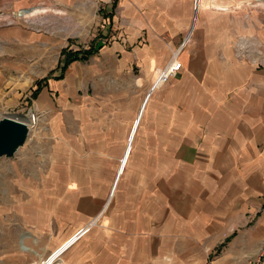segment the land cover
I'll return each instance as SVG.
<instances>
[{"label": "rangeland", "instance_id": "rangeland-1", "mask_svg": "<svg viewBox=\"0 0 264 264\" xmlns=\"http://www.w3.org/2000/svg\"><path fill=\"white\" fill-rule=\"evenodd\" d=\"M115 2L100 9L96 0H88L86 9H70L63 14L43 9L30 17L25 14L29 9L0 8V119L10 117L31 126L25 145L13 157L0 159V264H63L64 252L49 260L76 237L80 228L92 224L106 231L118 225L110 213L116 201L123 200L111 197V189L118 177L117 192L120 190L129 157L134 160L130 153L138 144L137 135L130 151L120 155L146 99L150 101L147 109H152L149 92L173 57L186 64L183 73L154 92L167 85L174 87L171 96L181 112L188 103L201 101L189 96L188 87L195 82H185L187 75L197 77L203 70L210 81H215L227 69H264V0H201L200 9L192 0L191 14L184 12L183 5L175 4L169 8L171 16L180 22L186 19V28L161 30L157 15L156 27L140 31L139 36L122 27L120 10L116 13L120 0L114 9ZM110 13L113 20L107 17ZM150 16L143 13L146 21ZM15 27L42 34L41 40L47 43L19 45L10 37ZM119 43L122 50L114 51L113 45ZM91 47L97 50L94 55L74 62L64 78L57 79L65 60L63 51L81 52ZM112 51L114 61L110 59ZM121 63L127 69H122ZM224 65L225 69L220 68ZM72 70L78 73L77 88L69 82ZM38 82L42 91L33 99ZM142 118L143 123L147 115ZM140 132L146 130L141 126ZM90 150L95 152L89 157ZM93 163L95 169L88 166ZM89 168L94 171L89 173ZM135 174L130 167L122 179L132 182ZM79 180H93V188L76 190ZM170 228L175 237H140L154 247V263H244L230 246L232 240L223 245L225 238L213 246L210 239L202 237L199 225L184 221L173 222ZM64 237L69 239L62 244ZM97 241L104 243L105 238L87 239L92 246ZM104 255L97 256L102 263ZM134 255L129 254L132 264L137 263ZM145 259L149 263L148 253Z\"/></svg>", "mask_w": 264, "mask_h": 264}, {"label": "crops", "instance_id": "crops-1", "mask_svg": "<svg viewBox=\"0 0 264 264\" xmlns=\"http://www.w3.org/2000/svg\"><path fill=\"white\" fill-rule=\"evenodd\" d=\"M175 4L183 5L184 12L191 14L192 0L183 3L181 0H120L116 13L120 10L122 27L135 31L136 36L144 29L156 27L157 15L161 30H182L187 27V20L180 22L169 11ZM196 5L199 8L201 0H196ZM8 6L29 9L25 14L30 17L41 14L43 9L62 14L70 9H86L88 0H0V8ZM145 11L151 15L149 21L143 18ZM10 33L19 45L47 43L41 40L42 34L26 33L19 27L12 28ZM122 47L120 43L113 45L114 51H121ZM114 51L110 55L113 61ZM181 62L183 73L186 64L182 59ZM121 67L127 69L122 63ZM200 72L197 77L183 78L185 82L194 79L195 84L188 87L189 96L201 101L188 103L182 112L171 96L175 94L172 86L150 90L152 109H147L148 99L143 102L129 135L131 140L127 139L120 155L123 157L126 150L130 151L137 135L138 144L130 153L134 160L130 161L129 157L123 175L130 167L136 174L132 182L123 181L126 175H122L118 192L117 177L110 192L111 197L123 200V203L116 201L111 208L110 218L118 225L107 227L106 231L97 230L92 224L80 228L78 231L89 228L85 238L78 241L76 236L49 262L64 252L63 264H132L129 254L135 253L136 264H157L151 258L154 247L140 237H175L170 227L178 221L199 225L202 237L210 239L213 246L234 235L228 244L236 249L230 250H235L239 260L242 258L243 264L259 260L264 249V69L232 72L227 69L215 81H210L206 71ZM68 75L70 84L77 88L78 73L72 70ZM198 79L202 84H198ZM210 82L217 84L209 86ZM209 88L214 91L210 92ZM144 114L147 120L142 123ZM141 126L146 132L138 133ZM93 152L89 151V157ZM88 166L95 169L94 163ZM93 171L89 168L88 172ZM92 182L76 181V190L91 189ZM93 236L104 237L105 242L97 241L92 246L87 239ZM68 239L62 238L60 243ZM157 250L158 255L160 249ZM146 253L149 263H145ZM98 254H105L103 263Z\"/></svg>", "mask_w": 264, "mask_h": 264}, {"label": "water", "instance_id": "water-1", "mask_svg": "<svg viewBox=\"0 0 264 264\" xmlns=\"http://www.w3.org/2000/svg\"><path fill=\"white\" fill-rule=\"evenodd\" d=\"M31 126L10 117L0 119V159L11 158L23 147Z\"/></svg>", "mask_w": 264, "mask_h": 264}, {"label": "built area", "instance_id": "built-area-1", "mask_svg": "<svg viewBox=\"0 0 264 264\" xmlns=\"http://www.w3.org/2000/svg\"><path fill=\"white\" fill-rule=\"evenodd\" d=\"M114 0H96V4L100 9H106L108 5ZM183 69V63L180 62L177 56L173 57L171 61L160 71L157 79L154 82L153 91L169 82L170 79L175 78ZM86 231L81 230L76 234L80 238ZM248 264H264V249L261 252L259 260H252Z\"/></svg>", "mask_w": 264, "mask_h": 264}, {"label": "trees", "instance_id": "trees-1", "mask_svg": "<svg viewBox=\"0 0 264 264\" xmlns=\"http://www.w3.org/2000/svg\"><path fill=\"white\" fill-rule=\"evenodd\" d=\"M118 0H116L115 3H113V8L115 9L117 6ZM110 20H113L114 14L110 13L107 16ZM97 50L94 47H91L89 50L86 51H81V52H73V51H69V50H65L63 51L62 55H64L65 60L63 61L62 65H60V76L57 77L58 80H62L64 78V74L66 73V71L68 70V68L70 67L71 64H73L74 62L78 61V60H86L88 59L90 56L94 55V53H96ZM41 82H38V88L35 90V92L32 95L33 99H37L39 94L42 91V88H40ZM234 238V235L228 237L226 239V242L223 244L225 245L226 243L230 242L232 239Z\"/></svg>", "mask_w": 264, "mask_h": 264}, {"label": "bare ground", "instance_id": "bare-ground-1", "mask_svg": "<svg viewBox=\"0 0 264 264\" xmlns=\"http://www.w3.org/2000/svg\"><path fill=\"white\" fill-rule=\"evenodd\" d=\"M35 122H36V119H35Z\"/></svg>", "mask_w": 264, "mask_h": 264}]
</instances>
